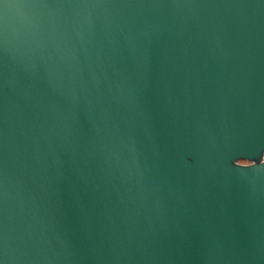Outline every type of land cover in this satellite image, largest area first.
<instances>
[{
	"label": "water",
	"instance_id": "95a60500",
	"mask_svg": "<svg viewBox=\"0 0 264 264\" xmlns=\"http://www.w3.org/2000/svg\"><path fill=\"white\" fill-rule=\"evenodd\" d=\"M263 156L264 0H0V264H264Z\"/></svg>",
	"mask_w": 264,
	"mask_h": 264
},
{
	"label": "rangeland",
	"instance_id": "374dc122",
	"mask_svg": "<svg viewBox=\"0 0 264 264\" xmlns=\"http://www.w3.org/2000/svg\"><path fill=\"white\" fill-rule=\"evenodd\" d=\"M263 159H264V156H263ZM241 164H243V163H241Z\"/></svg>",
	"mask_w": 264,
	"mask_h": 264
}]
</instances>
